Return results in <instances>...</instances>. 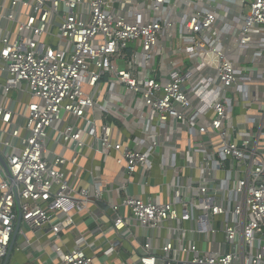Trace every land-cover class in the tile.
Instances as JSON below:
<instances>
[{
  "label": "built area",
  "instance_id": "built-area-1",
  "mask_svg": "<svg viewBox=\"0 0 264 264\" xmlns=\"http://www.w3.org/2000/svg\"><path fill=\"white\" fill-rule=\"evenodd\" d=\"M239 1L247 12L233 40L253 48L260 59L264 0ZM213 2L0 0V156L8 169L0 164V261L8 255L20 215V225L48 229L58 264H98L82 237L70 251L57 240L59 230L73 223V213L98 201L103 191L74 187L60 166L75 164L90 139L104 156L117 152L116 163L127 175L146 173L160 146L157 135L170 139L175 122L195 133L185 167H196L199 176L177 172L175 146L168 197L126 195L109 203L114 238L103 232V257L117 253L119 243L132 236L142 249L136 264H264V104L258 119L246 117V129L230 121L227 94L239 78L225 47L231 41L214 36L219 14ZM177 26L189 38L194 66L172 67L166 81L136 72L135 57L147 67L159 38L172 39ZM131 44L140 52L128 58ZM200 67L211 68L212 75H199ZM105 75L139 95L155 117L147 139H134L133 147L116 140L110 125L95 117L108 109V99L97 101ZM242 94L248 95L245 85ZM55 132L75 156L68 159L49 148ZM138 228L158 237L167 230L159 252L151 234H135ZM188 234L206 244L199 248Z\"/></svg>",
  "mask_w": 264,
  "mask_h": 264
},
{
  "label": "crops",
  "instance_id": "crops-1",
  "mask_svg": "<svg viewBox=\"0 0 264 264\" xmlns=\"http://www.w3.org/2000/svg\"><path fill=\"white\" fill-rule=\"evenodd\" d=\"M177 3L185 6L184 1ZM213 3L218 8L219 14L214 36L219 33V39L227 37L228 41H231L230 45H225V47L230 50L229 56L235 64L239 78L234 92L227 94L230 104V121L238 125L240 129H246V117L258 119L262 112L261 106L264 104V53L258 59L254 55L253 48L239 46L234 41L237 31L242 25L243 16L247 12L246 6L239 0H215ZM189 43V38L182 35L177 26L172 39L167 41L163 36L159 38L157 46L151 51L147 67L142 68L138 64V62H142L140 57H135L136 72H147L149 76L158 81H166L172 67L186 69L194 66V57L193 53L189 51ZM134 52H140V47L131 44L125 54L130 58ZM117 63L120 67H124L125 63L122 60ZM199 73L204 77H210L212 70L200 67ZM99 83L100 95L97 101L102 102L106 98L109 104H107V111L95 114L98 123L101 121L109 124L113 137L125 146L133 147L134 139L146 140L149 123H154L155 117L144 106L139 95L130 94L125 85L117 83L115 77L111 75L103 76ZM244 85L248 90L247 97H243L242 94ZM206 115L207 118H210L212 112H208ZM172 128L175 129L176 134L166 141H163L161 134L157 135L160 146L152 157L151 169L146 173L139 171L131 175H127L124 167L116 163L117 152L112 151L108 156H104L96 151L95 142L88 139L86 146L75 156L72 148L63 146L59 141L58 134L52 133L49 148L65 158L76 157L75 164L65 163L60 166L67 173L70 183L76 188L89 190L98 188L103 191L98 201L87 203L82 211L73 213L71 225L59 230L57 242L64 250L74 249L76 238L82 237L86 243L85 249L96 255L98 264H136L142 249L132 239V236L125 237L119 243L118 252L114 255L103 257V253L100 252L106 243L105 237L108 240L114 238L113 232L110 231L113 216L109 209V203L111 201L119 202L126 195L160 200L168 197L170 192L168 186L175 176V171L170 165L171 154L175 153L173 152L175 146L178 155L175 159L179 168L176 169L177 172L180 175L193 178L199 176L196 167H185L186 162L192 159V153L189 150L196 137L195 133L190 134L184 126H179L175 122ZM253 129H256V125H253ZM214 142H217L216 138L213 139L212 143ZM183 226L186 228L189 227V224L184 223ZM134 232L138 235L151 234L158 252L162 239L168 237V232L165 229H161V237H158L155 231H145L141 228L135 229ZM51 236L48 229L33 230L21 224L14 238L11 253L0 261V264H58V260L51 250ZM187 239L196 240L199 248L206 244L203 239H197L193 234H188ZM217 240H221L220 234L217 236Z\"/></svg>",
  "mask_w": 264,
  "mask_h": 264
},
{
  "label": "water",
  "instance_id": "water-1",
  "mask_svg": "<svg viewBox=\"0 0 264 264\" xmlns=\"http://www.w3.org/2000/svg\"><path fill=\"white\" fill-rule=\"evenodd\" d=\"M0 164L5 169V171L8 173L7 166H6L4 160L2 159L1 156H0ZM19 226H20V215L18 216L17 224L15 226V229H14V232H13V235H12V238H11V242H10L9 247H8V255L11 253L12 246H13V241H14V238H15L17 232H18Z\"/></svg>",
  "mask_w": 264,
  "mask_h": 264
},
{
  "label": "rangeland",
  "instance_id": "rangeland-1",
  "mask_svg": "<svg viewBox=\"0 0 264 264\" xmlns=\"http://www.w3.org/2000/svg\"><path fill=\"white\" fill-rule=\"evenodd\" d=\"M15 95H16V92H13V93H12V96L14 97Z\"/></svg>",
  "mask_w": 264,
  "mask_h": 264
}]
</instances>
